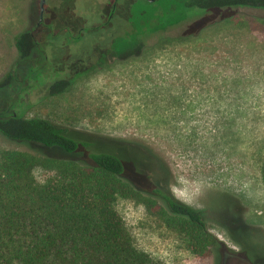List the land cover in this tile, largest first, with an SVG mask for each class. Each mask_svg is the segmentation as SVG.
Masks as SVG:
<instances>
[{
    "label": "rangeland",
    "instance_id": "obj_1",
    "mask_svg": "<svg viewBox=\"0 0 264 264\" xmlns=\"http://www.w3.org/2000/svg\"><path fill=\"white\" fill-rule=\"evenodd\" d=\"M41 1L0 0V116L46 118L94 142L75 154L47 150L59 158L116 153L139 188L160 187L202 211L228 249L264 263V9L136 0L122 6L130 34L111 48L108 36L86 30L81 42L72 38L101 22L112 0H46L42 20ZM23 31L36 35L24 60L15 45ZM100 45L111 51L103 61L87 73L70 68L73 56L95 62ZM63 77L70 88L51 94ZM135 147L153 157L140 169ZM6 149L27 147L0 134ZM54 175L41 164L32 170L39 183ZM139 198H119L116 209L140 250L159 264H215L168 226L163 199Z\"/></svg>",
    "mask_w": 264,
    "mask_h": 264
},
{
    "label": "trees",
    "instance_id": "obj_2",
    "mask_svg": "<svg viewBox=\"0 0 264 264\" xmlns=\"http://www.w3.org/2000/svg\"><path fill=\"white\" fill-rule=\"evenodd\" d=\"M134 2L112 0L107 15L98 24L100 31L87 32L95 37L108 36L112 48L114 37H121L125 31V36L130 34V10L123 13L122 6ZM185 5L203 10L264 9V0H187ZM15 45L20 58L27 59L36 46L35 32H21ZM76 62H72L71 69H75ZM66 78L50 86L51 94L70 88L72 81ZM0 134L27 147L0 153V264H159L135 245L116 209L119 198L140 199L146 194L150 200L157 196L164 200L168 226L183 236L193 253L213 255L215 264L222 263V242L210 231L203 212L160 187L150 191L139 188L126 176L124 162L116 153L93 148L85 161L47 154L48 149L75 154L85 146H94V142L82 140L69 129L41 117L0 116ZM135 149L132 158L137 168L152 161L149 152ZM39 164L53 169L55 175L37 182L32 170ZM262 178L264 182V163Z\"/></svg>",
    "mask_w": 264,
    "mask_h": 264
},
{
    "label": "flooded vegetation",
    "instance_id": "obj_3",
    "mask_svg": "<svg viewBox=\"0 0 264 264\" xmlns=\"http://www.w3.org/2000/svg\"><path fill=\"white\" fill-rule=\"evenodd\" d=\"M150 1L153 2L154 0H150ZM41 3H42V1H41ZM45 3H46V0H45ZM114 7H116V10H117V4L116 5L114 4ZM116 10L114 11L115 14H116ZM43 16H44V12H43V15H42V7H41V20H42ZM109 17H108V20H109ZM105 21H107V20H105ZM98 24L92 25L90 28H88V30H90V31H100L101 27ZM105 28H106V26H103V29H105ZM80 29L81 30H79L72 38V40L74 42L79 43V42H81L83 40V35H84L83 32L86 29L84 27H81ZM88 30H86V31H88ZM78 36H80V38H78ZM101 37H103V39L105 40L104 34H102V36H98L97 38H101ZM99 40H102V39H99ZM102 48L103 49H101L102 52L100 53V55L99 54L97 56L95 55L96 57H98V59H97L96 62H93V63L96 64L99 61H103L102 58L106 57L105 53L107 54L108 53L107 51H109V53L111 52L110 49H109L110 46L106 45L105 47H102ZM84 57H87V59L89 58L91 60L93 58V57H90V56H87V55L85 56V54H84L83 57L77 58L76 65L75 64L73 65L75 70L76 69L77 70H81V73L83 71L87 70L88 68L86 67V65H89L88 63L86 64V60L84 59ZM91 60L89 62H91ZM220 241L222 242V245H223L222 246V256H223V258H222V263L221 264H256V263H253V260L249 259L247 257V255L243 251L230 250V249H228V247L225 245V243L222 240H220ZM262 264H264V263H262Z\"/></svg>",
    "mask_w": 264,
    "mask_h": 264
},
{
    "label": "water",
    "instance_id": "obj_4",
    "mask_svg": "<svg viewBox=\"0 0 264 264\" xmlns=\"http://www.w3.org/2000/svg\"><path fill=\"white\" fill-rule=\"evenodd\" d=\"M44 4H45V0H42V15H43V12H44Z\"/></svg>",
    "mask_w": 264,
    "mask_h": 264
}]
</instances>
